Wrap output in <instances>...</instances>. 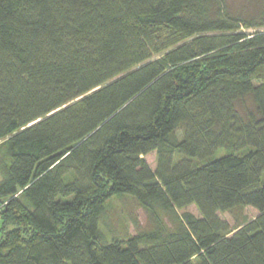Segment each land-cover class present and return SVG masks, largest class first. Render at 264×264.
Masks as SVG:
<instances>
[{
	"label": "trees",
	"instance_id": "obj_1",
	"mask_svg": "<svg viewBox=\"0 0 264 264\" xmlns=\"http://www.w3.org/2000/svg\"><path fill=\"white\" fill-rule=\"evenodd\" d=\"M0 142V264H264V0H0Z\"/></svg>",
	"mask_w": 264,
	"mask_h": 264
},
{
	"label": "rangeland",
	"instance_id": "obj_2",
	"mask_svg": "<svg viewBox=\"0 0 264 264\" xmlns=\"http://www.w3.org/2000/svg\"><path fill=\"white\" fill-rule=\"evenodd\" d=\"M250 1H253V0H229V2L236 7H238L242 3H247ZM1 145H2V142H0V157L2 156ZM223 153H224L223 150H221L217 155L220 156ZM145 158H146L147 162L151 165V167L155 170L158 166V154H157V152H153V153L147 155ZM8 202H9L8 198H6V199L1 198V200H0V240H1L3 232H4L2 211ZM186 210L194 213L197 216L199 215V210L195 205L189 206ZM237 213H239L240 219H244V218L252 219L257 215L258 211L252 207H245L242 210H238ZM219 215L221 218L227 220L233 226L237 223V217L230 212L219 213ZM138 216L143 221V223L145 224L146 223L145 215L141 211H138Z\"/></svg>",
	"mask_w": 264,
	"mask_h": 264
}]
</instances>
